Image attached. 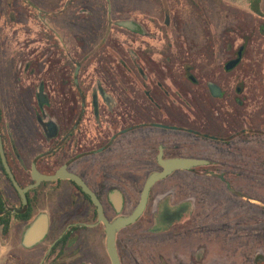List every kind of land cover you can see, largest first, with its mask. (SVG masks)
<instances>
[{
  "label": "flooded vegetation",
  "instance_id": "af4514ba",
  "mask_svg": "<svg viewBox=\"0 0 264 264\" xmlns=\"http://www.w3.org/2000/svg\"><path fill=\"white\" fill-rule=\"evenodd\" d=\"M1 10L0 127L14 179L0 154V264H113L101 211L131 214L175 158L209 163L153 186L116 233L121 264H264V236L249 235L264 229L254 203L264 196L246 197L264 177L257 144L245 143L264 136V0H4ZM38 220L47 227L33 237Z\"/></svg>",
  "mask_w": 264,
  "mask_h": 264
},
{
  "label": "water",
  "instance_id": "95a60500",
  "mask_svg": "<svg viewBox=\"0 0 264 264\" xmlns=\"http://www.w3.org/2000/svg\"><path fill=\"white\" fill-rule=\"evenodd\" d=\"M258 13H260V10L257 11ZM125 26L128 27H135L134 23L131 22H124L123 23ZM239 61L236 60L235 62H233L231 65H235L237 62ZM0 154H1V158L4 162V165L7 169V172L9 173V175L11 176V178L14 179V176L12 174V170L8 164L7 161V157L5 155V148H4V144L1 138V127H0ZM163 166H164V170L162 172H155L153 175H150L145 183L144 186V190L143 193L141 195V200L139 205L137 206V208L129 215L127 216H123L118 218L116 221H109L106 218H104L102 211H101V218L104 219V222L107 226V235H108V247L107 250L109 252V255L112 259V263L113 264H121V261L119 259L117 250H116V233L119 229H122L123 227L129 225V224H133L142 214L143 212L146 210L147 207V203H148V198H149V193H151V190L153 188V186L161 179H163L165 176L169 175L170 173H172L173 171H175L176 169H191L192 167L195 166H199V165H203V164H208L209 162H207V160L205 159H188V158H175L172 160H167V161H161L160 162ZM53 176H46V179H51ZM39 178V177H38ZM17 188L19 189V192L25 196V191L27 189H22V187L15 182ZM233 190V189H231ZM45 227H47V223L46 220L43 221H36V223L33 225V227H31L30 230V235H32L33 237L35 236H40L41 233H43Z\"/></svg>",
  "mask_w": 264,
  "mask_h": 264
},
{
  "label": "rangeland",
  "instance_id": "374dc122",
  "mask_svg": "<svg viewBox=\"0 0 264 264\" xmlns=\"http://www.w3.org/2000/svg\"><path fill=\"white\" fill-rule=\"evenodd\" d=\"M2 2H4V0H0V24H2L3 22H4V19H5V17H4V15H6L5 14V11H2L1 10V5H2ZM251 15V14H250ZM255 17H257V16H255ZM28 18V16L26 15V19ZM25 28H26V26H25ZM27 29V28H26ZM91 31L89 30L88 31V40H90V38L92 37V35H91ZM0 42H1V39H0ZM1 53V52H0ZM0 57H1V54H0ZM1 60H2V58H0V64H1ZM262 74H263V78H264V72H262ZM224 150H225V152L226 151H229V150H226V147L224 148ZM230 150H232V149H230ZM232 166H230V171H232ZM241 170H242V172L244 173V171H243V167L241 168ZM256 172H259V174L258 175H260V176H262V177H264V169H262V168H256ZM245 175H249V174H251V172H249V170L247 169V168H245V173H244ZM243 174V175H244ZM260 183V182H259ZM256 183L255 184V186H256V188H260V189H255V191L252 193L251 191H249V193H250V195L248 194V195H246V197H252V196H254L253 198H258V197H262V196H264V186L262 185V183ZM239 200H242V201H244L243 199H241V198H239ZM246 201V200H245ZM244 201V202H245ZM257 201H259V200H257ZM249 202V201H248ZM256 205H261V206H263V204H264V202L263 203H261V202H254ZM244 207V206H243ZM245 208H246V206H245ZM149 213H150V210L148 211ZM147 212V213H148ZM148 213V214H149ZM149 216V215H148ZM147 227V226H146ZM142 228H144L145 229V227H144V225L142 226ZM240 233V232H239ZM242 233H244V232H242ZM245 234V233H244ZM239 235V234H238ZM249 235H252V238H253V241H256L257 239H259V237L261 238V236H264V229H262V228H260V227H258L257 226V228L256 227H254V229H253V231H250L249 232ZM239 237V236H238ZM181 241V239L179 240L178 239V241L177 242H180ZM176 242V243H177ZM242 242V243H241ZM237 244H240V245H242V247H243V245H244V241L239 237V238H237ZM255 245V244H254ZM238 246V249L236 250V254H237V252H238V250H239V245H237ZM256 249H258V250H260V253H264V250H261L260 249V246L258 247H256ZM256 253H255V247H253V251H252V255H255ZM238 255V254H237ZM242 256L243 255H241V258H242Z\"/></svg>",
  "mask_w": 264,
  "mask_h": 264
},
{
  "label": "trees",
  "instance_id": "16d2710c",
  "mask_svg": "<svg viewBox=\"0 0 264 264\" xmlns=\"http://www.w3.org/2000/svg\"><path fill=\"white\" fill-rule=\"evenodd\" d=\"M250 136L246 137L249 138ZM245 138V137H244ZM245 138V139H246ZM255 142L258 146V149L256 151V157L255 160L260 161L261 163L257 164V168H262L264 169V136L263 134H255L253 136V139H249L247 140L245 143L247 145H252V143ZM247 158L246 159H252V156L250 155L251 152L250 150H247ZM245 151L242 150V158H245ZM248 169V168H247ZM257 175L259 174V172L256 173ZM227 190V189H226Z\"/></svg>",
  "mask_w": 264,
  "mask_h": 264
}]
</instances>
